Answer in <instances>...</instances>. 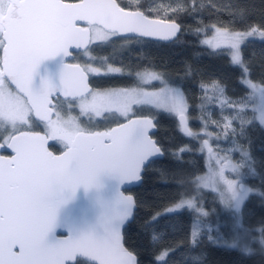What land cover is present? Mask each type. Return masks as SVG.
Returning a JSON list of instances; mask_svg holds the SVG:
<instances>
[{"label": "snow or ice", "instance_id": "1", "mask_svg": "<svg viewBox=\"0 0 264 264\" xmlns=\"http://www.w3.org/2000/svg\"><path fill=\"white\" fill-rule=\"evenodd\" d=\"M133 3L135 10H125L116 0L76 3L0 0V150H11V155L0 154V264H139L136 254L125 247L122 235V229L134 219L136 201L123 194L121 185L126 181H141L144 171L163 155L158 141L150 135V129L155 127L154 118L137 115L151 111L143 106L152 104L159 94L138 88L92 89L88 77L124 75V68L117 67L113 57L93 54L96 48L111 44L112 37L129 41L137 36L158 35L169 39L176 37L181 29L174 22L150 19L140 10L139 0ZM160 8L167 15L185 11L186 5L177 0L175 5L161 4L157 11ZM192 11H196V0H192ZM239 16L243 20L245 13L241 11ZM213 27L214 38L202 43L214 49L219 48L220 42L228 46L231 63L242 70L241 83L253 96L259 94L260 104L254 111H258L256 119L264 126V82L257 84L250 79V66L242 58L241 49L248 38L264 40V23L249 25L242 31ZM200 31L196 29L197 34ZM121 33L136 36H121ZM73 49L86 57L87 62L66 64L65 58L73 55ZM136 75L141 79L147 76L162 80L161 74L147 70ZM201 87L217 89L222 96V107L232 109L233 115L223 118L224 135L227 137L230 130L231 136L236 137L233 125L239 120V136H244L245 126L253 123L243 115L247 101L227 99L223 96L224 87L216 81ZM167 92L177 98L168 110L179 116L180 130L199 139L201 134L187 127V106L179 100L182 94L177 89ZM156 106H161L158 99ZM76 108L79 115H72ZM33 116L44 125L43 134L33 130ZM80 117L88 118V126ZM97 118V124L115 122L117 126L93 130ZM121 118L126 122L120 123ZM213 123L217 127L221 124ZM206 129L207 123L203 135L211 137ZM219 138L218 134L216 139ZM49 140L63 146L60 155L49 151ZM205 149L218 166L213 172V177L218 179H213L216 186L212 191L219 192L221 203L236 214L238 226L249 195L264 196V191L241 182V169L245 167L255 177L251 154L243 145H237L228 150L240 152L241 160L233 162L229 156L214 152L209 139L203 140L201 151ZM190 150L183 146L173 155L179 158ZM225 170H230L236 178L228 179ZM194 183L197 191L208 187L206 178L197 177ZM198 199L197 196L185 198L182 194L163 213H155L145 228H152L160 217L182 208L195 211L197 216L188 236L191 244L188 251H192L205 234L202 218L209 215ZM57 229L66 230L67 237L59 238ZM256 231L259 237L254 236L243 244L239 236L229 242L213 235L211 227L207 238L214 244L239 247L248 256L264 255V228ZM151 239L154 244L159 243L163 233L153 231ZM179 251V248H165L156 257L157 264H168V258ZM187 260L186 256V264ZM190 260L191 264H203L199 255L191 256Z\"/></svg>", "mask_w": 264, "mask_h": 264}, {"label": "trees", "instance_id": "2", "mask_svg": "<svg viewBox=\"0 0 264 264\" xmlns=\"http://www.w3.org/2000/svg\"><path fill=\"white\" fill-rule=\"evenodd\" d=\"M125 9H135L133 0H116ZM177 0H139L140 10L148 16L176 22L181 31L170 41L161 42L136 37L125 41L119 37H112V43L103 48H96V56L113 57L117 67L124 68V75L114 74L108 77L95 76L90 78L92 86L130 88L137 85L135 73L150 70L159 73L162 81L177 87L186 104L185 115L187 126L191 131L200 133L199 139H193L183 134L174 118L175 115L165 113L150 106L144 107L151 111L138 112L154 118L155 131L151 134L158 141L163 155L155 159L143 173L142 180L137 186L127 191L136 201L134 219L122 229L123 242L126 248L133 251L139 264H157L156 257L165 248H179L168 258V264H191L190 257L199 255L203 264H264V255H245L239 247L229 248L223 244L211 243L207 238L208 228L213 235H219L223 240L229 238L231 231L230 219L233 217L221 208L217 196L209 189L197 191L195 177L205 171L204 152L201 151V138H204L205 123L212 146L221 155H227L232 160H241L240 152L228 151L237 145H243L251 154V165L255 167L253 178L248 167L241 169L242 181L247 187L264 191V126L256 119L254 98L247 86L241 83L242 70L234 66L225 46L212 48L200 41V37L207 33L210 26H226L232 30H246L247 26L264 23V0H196V11H192V0H182L186 10L179 13L168 12L161 5ZM203 4L204 7H200ZM215 5V6H214ZM151 9V10H150ZM243 11L242 20L239 13ZM235 17V18H233ZM196 29H201L197 34ZM124 45V47H122ZM242 58L250 66V79L256 83L264 82V40L248 38L241 45ZM82 52V51H80ZM73 61L86 63L87 58L75 52ZM130 73V74H129ZM213 81L224 87L223 96L232 101L245 99L248 107L245 111V120L253 121L245 126L244 136H239L240 121L236 120L234 127L237 136L224 135L223 118L233 115L231 107L221 104V93L209 87L207 90L202 84L212 85ZM159 84L155 81L145 87L154 88ZM213 121H220L217 127ZM33 130H39L34 122ZM219 134V140L216 136ZM188 146L191 150L182 153L177 158L173 153L181 147ZM52 150L57 147L52 145ZM184 197L194 194L209 214L203 217L202 230L205 233L199 246L192 251L188 239L191 225L197 216L195 211L187 208L177 213L163 215L152 228H145L146 222L157 213L164 210ZM241 224L250 229L252 237H259L257 229L264 228V196L250 194L245 200L240 214ZM163 233V239L154 244L151 233ZM259 251L258 245L254 246Z\"/></svg>", "mask_w": 264, "mask_h": 264}, {"label": "rangeland", "instance_id": "3", "mask_svg": "<svg viewBox=\"0 0 264 264\" xmlns=\"http://www.w3.org/2000/svg\"><path fill=\"white\" fill-rule=\"evenodd\" d=\"M242 31V30H240ZM215 28L213 26H210L209 29L207 30V33L203 34L201 37H200V41H206V40H212L215 36ZM253 38V37H251ZM255 38H260V37H255ZM204 44V43H203ZM207 45V44H205ZM209 46V45H207ZM219 46H225L227 48V53H228V56L230 58V55H229V50H228V46L224 43V42H220ZM210 47V46H209ZM231 60V59H230ZM146 70H142V71H138L135 73V77H136V80H137V85L134 86V87H130V88H138V89H141L143 92H146V93H149V94H159L158 98L154 97V102L152 104H148V105H144V107H152V108H155V109H158V110H161L165 113H168V114H172V115H175L176 113L175 112H170L168 109L171 108V106L173 104H175L177 102V98L173 95V96H169L168 95V92H167V89H177L179 90L177 87L175 86H172V85H169V84H166L165 82H163L162 80H152L150 78H148L147 76H145L143 79L139 78L136 74L137 73H142V72H145ZM147 71H150V70H147ZM150 72H153V71H150ZM242 77L240 78V81H241ZM159 82V84L154 87V88H147L145 87L147 84L149 83H152V82ZM256 83V82H254ZM259 84V83H257ZM246 86V85H245ZM104 89H110V88H119V87H103ZM248 88V87H247ZM162 89H165V92L161 93V90ZM249 89V88H248ZM103 90V89H102ZM250 93H251V90L249 89ZM179 92L181 93V91L179 90ZM182 94V93H181ZM252 95V93H251ZM253 96V95H252ZM254 98V108H258L259 104H260V100H259V94L257 93L255 96H253ZM159 100L161 106H156V100ZM180 102L185 104L184 102V99H183V96L181 95V97L179 98ZM65 107L67 108V105H65ZM137 108L141 107V106H135ZM72 115H79V108H76L72 113ZM258 111H256V117L258 116ZM65 116L67 117V112L65 113ZM98 119V118H97ZM96 119V120H97ZM122 119V118H121ZM80 120L82 122H85V126H88L87 125V120L88 118L87 117H80ZM94 120L93 123L96 121ZM257 121L259 122V120L257 119ZM193 133H197L196 131H192ZM204 138L207 136H203ZM53 142H55L56 144L59 143L58 141H54L52 140ZM60 144V143H59ZM61 145V144H60ZM202 145V144H201ZM210 146H212V144L210 143ZM201 149V147H200ZM214 152H218L216 149L212 148ZM218 154L220 156H224V155H221L219 152ZM203 159H204V168H205V171L201 174H198L196 177H195V180L197 177H202V178H206L207 181H208V187H201L200 189H204V190H211L212 191V188L216 185L213 184V179H218V178H214L213 177V172L214 171H217L218 170V166L216 164V161L215 159H212L210 158L209 156V153L208 152H204V156H203ZM233 162H238L237 160H232ZM225 176L228 178V179H235L236 178V175L234 173H232L230 170H225ZM241 182L242 181V177H241ZM244 183V182H243ZM196 185V189H197V183H195ZM219 187H223L222 185H219ZM247 187V186H246ZM199 189V190H200ZM218 198L219 200V203H220V206L221 208H223L227 213H230L233 217H231L230 219V227H231V231L229 234V238L228 239H225L229 242H231L233 239H235L237 236L241 237V244L245 243V242H250L251 239H252V236L250 235V229H247L246 227H244L241 222H240V218H239V225L237 226V217H236V214H234L232 212L231 209L229 208H226L222 203H221V200H220V194L219 192H214L212 191ZM195 196L194 194L192 195H189V196H186L185 198H188V197H193ZM180 200V199H179ZM178 200V201H179ZM178 201H176L175 203H177ZM174 203V204H175ZM198 203L201 204L200 200H198ZM172 204V205H174ZM171 205V206H172ZM186 208V207H185ZM205 210V209H204ZM206 211V210H205ZM207 212V211H206ZM247 238V241L244 239V238Z\"/></svg>", "mask_w": 264, "mask_h": 264}, {"label": "water", "instance_id": "4", "mask_svg": "<svg viewBox=\"0 0 264 264\" xmlns=\"http://www.w3.org/2000/svg\"><path fill=\"white\" fill-rule=\"evenodd\" d=\"M64 2H66V3H76V2H78V0H70V1H68V0H64ZM125 9V8H124ZM125 10H135V9H125ZM149 18L150 19H154V20H161V21H164L165 23H172V22H174V21H170V20H164V19H158V18H154V17H150L149 16ZM80 23H82V22H80ZM174 23H176V22H174ZM177 24V23H176ZM121 36H136V34H131V33H121L120 34ZM138 37V36H137ZM141 38H146V39H151V40H155V41H161V42H166V41H170V40H172L173 38H169V39H164V38H162L161 36H158V35H156V36H147V37H141ZM79 51H83V49H81V50H79ZM75 52H77L75 49H73V53H75ZM73 56V55H72ZM72 56H69V57H66L65 58V63L66 64H68V65H74V64H78V63H71V62H67V61H70V59L72 58ZM69 71H71V69H69ZM88 86H89V88H91V85H90V83H89V80H88ZM11 87L13 88V89H15V86L14 85H11ZM61 99H63V97H61ZM139 116H148V115H146V114H138ZM33 119H35V120H37V121H39L35 116H33L32 117ZM135 118V117H134ZM174 118H175V120H176V122H177V124H178V127H179V116L177 115V114H175V116H174ZM120 123H125L126 121L123 119V120H121V121H119ZM117 126V124L115 123V124H111L109 127H116ZM109 127H107V128H109ZM188 127V126H187ZM106 128V129H107ZM105 128H100V129H93V130H99V131H103V130H106ZM180 129V128H179ZM35 131V130H34ZM155 131V127L153 128V129H150V135L153 133ZM181 131V130H180ZM37 132H40L41 134H43V132H41V131H37ZM182 132V131H181ZM183 133V132H182ZM184 134V133H183ZM153 138V137H152ZM154 139V138H153ZM205 138H201V144L203 143V140H204ZM50 141V140H49ZM49 141H48V143H49ZM48 146V145H47ZM159 146V145H158ZM49 149V148H48ZM64 149L62 148L61 150H59L58 152H53L55 155H60L61 153H62V151H63ZM2 150H0V152H1ZM6 152H7V154L6 155H11V150H5ZM49 151H51L50 149H49ZM204 151H206V152H208L207 151V149H205ZM52 152V151H51ZM1 154V153H0ZM159 158H161V156L160 157H158V158H156V159H159ZM139 182L140 181H138V182H136V181H133V182H125L123 185H121V191L123 192V194L125 195V196H132V194L130 193V192H128L127 190L128 189H130V188H132V187H134V186H137L138 184H139ZM133 197V196H132ZM83 203V202H82ZM67 235H68V233H67V231L66 230H64V229H57V236L59 237V238H65V237H67ZM84 259H86V258H84Z\"/></svg>", "mask_w": 264, "mask_h": 264}, {"label": "flooded vegetation", "instance_id": "5", "mask_svg": "<svg viewBox=\"0 0 264 264\" xmlns=\"http://www.w3.org/2000/svg\"><path fill=\"white\" fill-rule=\"evenodd\" d=\"M68 1H70V0H68ZM73 55H74V53H73ZM67 62L78 63V64H81V65L84 64V63H80V62H78V61H73V56H72V58L70 59V61H67ZM92 76H93V75H89V77H88V80H89V83H90V85H91V88H92V89H100V90L104 89V88H101V87L92 86L91 81H90V78H91ZM65 109H67V108L65 107ZM121 120H123V118L120 119V121H121ZM97 121H99V118H98L93 124H97ZM32 122H33V123L35 122V123L39 126V128H40L39 130H35V131H41V132H44V125H43L40 121H37V120H35V119L32 118ZM111 124H115V122H113V123H104V122L100 121L94 129H100V128H105V129H106V128L109 127ZM52 145H54V146L57 147V150H56V151H54V150L51 149ZM48 148H49L52 152H58L59 150H61V149L63 148V146L60 145L59 143L56 144L55 142H53L52 140H50L49 143H48ZM0 153L3 154V155H6V154H7V152H6L5 150H2Z\"/></svg>", "mask_w": 264, "mask_h": 264}]
</instances>
